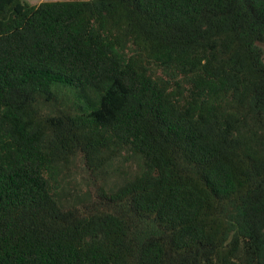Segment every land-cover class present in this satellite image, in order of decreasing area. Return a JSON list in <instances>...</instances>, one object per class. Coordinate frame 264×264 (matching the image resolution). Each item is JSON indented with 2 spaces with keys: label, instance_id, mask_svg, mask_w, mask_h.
Masks as SVG:
<instances>
[{
  "label": "trees",
  "instance_id": "1",
  "mask_svg": "<svg viewBox=\"0 0 264 264\" xmlns=\"http://www.w3.org/2000/svg\"><path fill=\"white\" fill-rule=\"evenodd\" d=\"M0 264H264V0H0Z\"/></svg>",
  "mask_w": 264,
  "mask_h": 264
},
{
  "label": "rangeland",
  "instance_id": "2",
  "mask_svg": "<svg viewBox=\"0 0 264 264\" xmlns=\"http://www.w3.org/2000/svg\"><path fill=\"white\" fill-rule=\"evenodd\" d=\"M63 1H72V0H25L30 5H38L42 2H63Z\"/></svg>",
  "mask_w": 264,
  "mask_h": 264
}]
</instances>
